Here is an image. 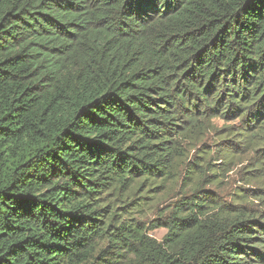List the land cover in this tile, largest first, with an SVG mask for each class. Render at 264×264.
<instances>
[{
	"label": "trees",
	"instance_id": "trees-1",
	"mask_svg": "<svg viewBox=\"0 0 264 264\" xmlns=\"http://www.w3.org/2000/svg\"><path fill=\"white\" fill-rule=\"evenodd\" d=\"M0 264H264V0H0Z\"/></svg>",
	"mask_w": 264,
	"mask_h": 264
},
{
	"label": "rangeland",
	"instance_id": "rangeland-1",
	"mask_svg": "<svg viewBox=\"0 0 264 264\" xmlns=\"http://www.w3.org/2000/svg\"><path fill=\"white\" fill-rule=\"evenodd\" d=\"M215 123H217L219 127L223 125V121L221 120H215ZM193 154L194 153H192V155ZM246 156L248 157V155ZM243 159H246L245 156H243ZM243 164L244 163L242 164L236 163L233 166H231L232 169L230 171H221L220 173L223 172V175L214 183L210 184L209 186H206V188L212 189L215 192V194L221 199V201H227V202L238 200L239 195L237 193L240 191V189H242L243 191H246L249 194L247 201L257 203V199L253 197L254 190L252 191V189L255 188L257 184L254 182H247L243 180V172L241 171ZM186 175H187V171L182 170L179 176L180 178L179 183L170 184L169 187L171 189L170 192L168 193L162 192L160 193V195L155 194L153 198L148 197L146 200L142 201L145 203V205L143 203L142 205H140L141 204L140 199L138 198L132 206L133 209L130 216L135 217L136 220L144 222L145 225L148 227L149 234L152 235L153 237H156L159 240L163 238V236L167 231V228L166 227L151 228L153 227L152 222L156 223L158 221L157 219L160 218V216L167 208L166 205L169 202H171V200H173V197H176L174 191L177 190L182 185V181L185 180ZM143 205L144 207H142Z\"/></svg>",
	"mask_w": 264,
	"mask_h": 264
}]
</instances>
